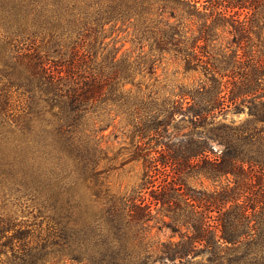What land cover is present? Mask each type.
I'll list each match as a JSON object with an SVG mask.
<instances>
[{"label":"trees","instance_id":"1","mask_svg":"<svg viewBox=\"0 0 264 264\" xmlns=\"http://www.w3.org/2000/svg\"><path fill=\"white\" fill-rule=\"evenodd\" d=\"M119 22L205 79L143 91L156 61L118 56ZM230 111L248 116L217 120ZM112 113L144 167L129 196L106 184ZM0 192L47 221L35 237L0 214V264H45L49 244L72 264H264V0H0Z\"/></svg>","mask_w":264,"mask_h":264},{"label":"rangeland","instance_id":"2","mask_svg":"<svg viewBox=\"0 0 264 264\" xmlns=\"http://www.w3.org/2000/svg\"><path fill=\"white\" fill-rule=\"evenodd\" d=\"M183 23L187 28L193 27L190 20L183 19ZM193 28L195 29L196 26ZM105 35L109 36L107 41H116L117 48H120L118 52L119 57L132 56L136 58L139 55L148 54L152 60L156 61V73L152 76L147 75L146 78L142 79L143 84L141 88L149 94L153 93L154 96L160 99H174L181 88H195L201 80L205 79V75L201 69L198 71L186 70L182 60L176 58L173 54L151 50L148 43H139L135 39L133 28H128L127 24L123 25L121 22L118 24H108L105 27ZM219 35L217 46L222 45L225 47L231 35L222 30L219 31ZM142 45H144L143 48ZM247 116L246 112L236 114L230 111L226 115L220 114L217 120L239 123L245 121ZM114 117V113H112L106 119V123L110 125L105 132L107 136L103 141V146L108 152L109 157L113 160L105 161L102 164L106 166L111 165V168H114L107 175L106 179V184L111 191L121 196H129L137 193L139 190L144 167L142 161L131 159L134 147L130 127L126 125L123 118L117 117L114 119ZM186 183L190 187L204 190H214L220 187L219 183H214L203 176L195 174L189 175ZM13 201L12 198L0 192V214L13 216L17 222L28 227L35 237L41 234L45 235L47 221L34 216L35 214L28 213L27 210L21 209ZM161 217L159 215L157 219L151 222L153 228L150 233H147V241L155 246L159 242L170 240L172 234L167 227H163ZM173 238L178 239V235ZM45 254V264H72L70 260L62 257L61 247L58 245L49 244Z\"/></svg>","mask_w":264,"mask_h":264}]
</instances>
